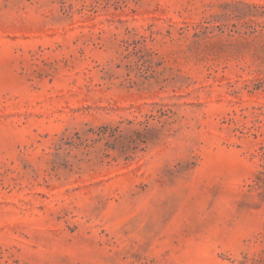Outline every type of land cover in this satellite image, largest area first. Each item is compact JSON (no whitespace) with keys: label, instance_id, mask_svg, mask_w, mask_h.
<instances>
[{"label":"rangeland","instance_id":"1","mask_svg":"<svg viewBox=\"0 0 264 264\" xmlns=\"http://www.w3.org/2000/svg\"><path fill=\"white\" fill-rule=\"evenodd\" d=\"M0 264H264V0H0Z\"/></svg>","mask_w":264,"mask_h":264}]
</instances>
